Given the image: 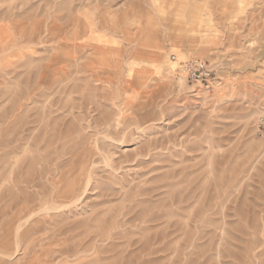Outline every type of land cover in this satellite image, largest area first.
<instances>
[{
  "label": "rangeland",
  "instance_id": "rangeland-1",
  "mask_svg": "<svg viewBox=\"0 0 264 264\" xmlns=\"http://www.w3.org/2000/svg\"><path fill=\"white\" fill-rule=\"evenodd\" d=\"M261 117L264 0H0V264H264Z\"/></svg>",
  "mask_w": 264,
  "mask_h": 264
},
{
  "label": "built area",
  "instance_id": "built-area-1",
  "mask_svg": "<svg viewBox=\"0 0 264 264\" xmlns=\"http://www.w3.org/2000/svg\"><path fill=\"white\" fill-rule=\"evenodd\" d=\"M172 59L176 64L174 73L177 79L190 83L197 92L210 94L221 87V79L206 61L188 59L177 62L174 56ZM259 126L264 129V117L260 118Z\"/></svg>",
  "mask_w": 264,
  "mask_h": 264
}]
</instances>
